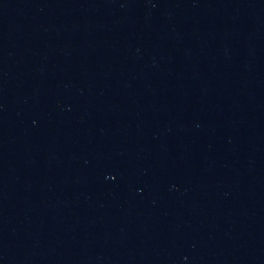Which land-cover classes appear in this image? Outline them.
<instances>
[{
  "label": "water",
  "instance_id": "1",
  "mask_svg": "<svg viewBox=\"0 0 264 264\" xmlns=\"http://www.w3.org/2000/svg\"><path fill=\"white\" fill-rule=\"evenodd\" d=\"M0 264H264V0H0Z\"/></svg>",
  "mask_w": 264,
  "mask_h": 264
}]
</instances>
